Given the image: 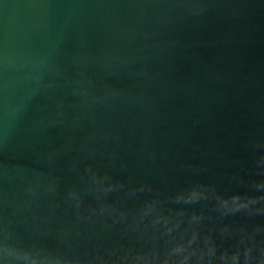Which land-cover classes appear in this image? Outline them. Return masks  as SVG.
Returning a JSON list of instances; mask_svg holds the SVG:
<instances>
[{
    "label": "water",
    "instance_id": "water-1",
    "mask_svg": "<svg viewBox=\"0 0 264 264\" xmlns=\"http://www.w3.org/2000/svg\"><path fill=\"white\" fill-rule=\"evenodd\" d=\"M0 264H264V0H0Z\"/></svg>",
    "mask_w": 264,
    "mask_h": 264
},
{
    "label": "clouds",
    "instance_id": "clouds-1",
    "mask_svg": "<svg viewBox=\"0 0 264 264\" xmlns=\"http://www.w3.org/2000/svg\"><path fill=\"white\" fill-rule=\"evenodd\" d=\"M243 196H244V194H242V193H236V194H234L233 199H235V200H241ZM235 259H237V260L239 259V254H237V256L235 257Z\"/></svg>",
    "mask_w": 264,
    "mask_h": 264
}]
</instances>
